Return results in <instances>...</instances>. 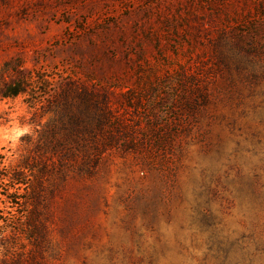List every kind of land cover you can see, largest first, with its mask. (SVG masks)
<instances>
[{"label":"rangeland","instance_id":"obj_1","mask_svg":"<svg viewBox=\"0 0 264 264\" xmlns=\"http://www.w3.org/2000/svg\"><path fill=\"white\" fill-rule=\"evenodd\" d=\"M83 90L103 100L91 173L61 147L41 176L18 170L51 157L43 134L54 120L63 142ZM12 170L38 176L34 202ZM0 179V224L34 204L46 264H248L256 245L264 264V0H0Z\"/></svg>","mask_w":264,"mask_h":264},{"label":"trees","instance_id":"obj_2","mask_svg":"<svg viewBox=\"0 0 264 264\" xmlns=\"http://www.w3.org/2000/svg\"><path fill=\"white\" fill-rule=\"evenodd\" d=\"M46 83V79L44 76L36 75L35 77H17L9 83L5 84L1 90L2 98H15L19 95H27L31 96V89L35 88L40 89V86ZM33 91L32 93H36ZM60 96V95H59ZM67 95L63 94L65 98L64 101H67ZM39 97V96H38ZM75 97L78 100L76 104L77 107H82V111L75 112L73 111L74 104L67 103L68 111L64 113L63 117L66 118V125L64 129H66V133L64 135V139L62 143H57L55 138V121L49 122V126H47L45 130V140L42 144V147L49 148L51 157L48 159H42L41 155L35 157H24L21 159L18 164V170H28L30 173L37 172L39 176H41L48 169L49 165H54V161L52 156L56 157V149L57 147H61V149H66V151L61 155L60 158H57L56 162L61 166L66 162L71 163L76 166V173L79 174H89L91 173L89 170V166L96 165L97 156H99L103 149H98L96 146V137H94L93 129L90 126H86L84 123L89 121H94L96 128L100 129L103 125V100L99 99L95 94L89 93L85 90L78 92L75 94ZM32 106H38L41 104L38 98L34 99V102H31ZM53 103H48L47 110H50ZM89 107L97 110L96 113H92L89 110ZM45 108V107H43ZM40 109V108H39ZM38 109V110H39ZM52 110V109H51ZM87 136L89 139H85ZM92 141L91 149H85L87 146V141ZM96 141V142H95ZM45 143H47L45 145ZM38 151L41 149V145L38 144ZM103 148V145H102ZM37 151V152H38ZM44 153V152H43ZM41 154V153H40ZM96 157V158H95ZM47 161L49 164H47ZM51 162V163H50ZM66 177V175H63ZM34 182H29L28 179L21 178L20 174H17L15 171H11L8 179L6 180L8 184L13 183L15 185L22 184L25 188H28L29 192L26 194L29 196L31 202L37 199L38 197V189L39 182L38 176L34 178ZM2 179H0V185L2 184ZM33 181V180H32ZM6 185L7 184H3ZM7 194V193H6ZM4 194V196H6ZM7 200L11 202V199L7 195ZM32 204V203H31ZM32 210L28 212L26 215V221H22L19 224H16L17 227L10 226L8 222H3L0 224V264H46L44 258L42 257L40 250V241L37 238V212L34 210L31 205ZM26 232L28 234V238L31 239L32 249L24 250L21 245L15 242H9L11 236L16 235L20 237V233ZM258 245L254 248V253L250 254L248 257V264L254 263V256L259 253ZM225 260L227 257L224 258Z\"/></svg>","mask_w":264,"mask_h":264}]
</instances>
